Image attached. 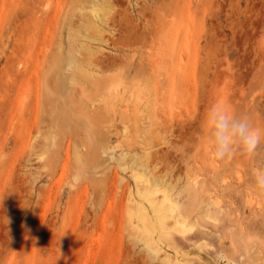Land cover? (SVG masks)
I'll return each mask as SVG.
<instances>
[{
	"label": "rangeland",
	"instance_id": "rangeland-1",
	"mask_svg": "<svg viewBox=\"0 0 264 264\" xmlns=\"http://www.w3.org/2000/svg\"><path fill=\"white\" fill-rule=\"evenodd\" d=\"M71 1L0 0V264H159L144 257L142 242L132 240L122 212V194L133 189V178L114 164L108 180L101 179L111 184L116 169L117 185L107 187L99 200L100 175L84 163L78 166L73 146L69 154L63 150L57 155L58 143L74 139L73 129L58 121L48 130L49 122L42 123L44 105L63 104L69 95L72 106H80L83 98L111 113L109 122L94 117L91 128L103 127L116 150L138 155L148 151L150 167L172 191L186 187L191 179L202 188L207 185L199 199L182 198L191 205V216L199 213L196 208L205 193L215 192L221 211L194 218H225L224 226L204 220L211 242L200 256L207 264H225L216 255L221 245L219 250L243 262L247 250L244 244L240 247L237 234L251 232V241L264 242V192L252 187L251 210L245 185L253 182L255 167L264 169V139L252 153L234 145L230 157L217 158L210 154V132L203 117L208 106L219 101L264 129V0H109L108 5L114 1L115 6L109 8L106 23L94 18L104 32L94 35L79 21L70 26L78 14ZM83 42L99 62L66 87L72 94L65 88L59 93L51 77L55 55L69 47L80 49ZM48 131L57 135L54 147L44 138ZM77 166L82 181L72 179ZM49 171L54 175L48 177ZM88 211L93 217L86 216Z\"/></svg>",
	"mask_w": 264,
	"mask_h": 264
},
{
	"label": "bare ground",
	"instance_id": "bare-ground-1",
	"mask_svg": "<svg viewBox=\"0 0 264 264\" xmlns=\"http://www.w3.org/2000/svg\"><path fill=\"white\" fill-rule=\"evenodd\" d=\"M72 1L71 2L74 3L73 6H76L75 7L76 10H78V14H77V19H75L73 22H71L70 26L74 25L76 23V21H79L80 25L84 26L86 28V30L91 28V33H92L91 35H94L95 32H98L99 34L104 32V28L101 26L100 23H102V24L106 23V18L105 17L108 15V13H110L109 12V10H110L109 8H111V6L115 4L114 1H116V0H114L112 2L113 4H111V5H108V3L109 4L111 3V2H109V0H72ZM188 1H190V0H188ZM119 2H118V5L121 4L120 6H122L123 1L120 4H119ZM178 2H180V1H178ZM188 3H187V6H189ZM206 3H208V2H206ZM69 5H70V3L68 4V6ZM219 5H221V4H219ZM71 7H72V5H71ZM75 8H73V10ZM112 9H113V7H112ZM118 10H119V8H118ZM123 10L127 11L128 10L127 6L123 7ZM101 11L103 12L102 14H101ZM94 18H96L97 20H100V23H96ZM85 46H86V44L83 42L82 46H80V47L81 48L84 47V49H85L86 48ZM80 49L75 50V49L69 47V49H67V51L64 52L62 55L61 54L55 55L53 72H52L53 75H51V77L54 76V78H55V79L53 78V80H55L54 81L55 82L54 83V87L58 90L59 93L61 92V89H63V88L67 89L68 90L67 92H70L69 90H70L71 86H74L75 77L78 76V75H85L87 72L89 73L90 72V66L93 65V64H97L99 62V58H98V56H96V52L95 51H91L89 49L88 50L87 49L83 50V52L81 54L82 56H80V55L77 56L78 52H80ZM14 60H15V58H14ZM42 65H44V64H42ZM39 67H40V64H39ZM47 71H49V70H47ZM26 77L29 78V76H26ZM21 84H22V82H21ZM52 85H53V83H52ZM66 87H70V88L68 89ZM69 94H72V93L70 92ZM62 95L60 94V96H62ZM67 97H70L69 100L67 99ZM67 97L65 98V99H67V101L65 100L66 101L65 102L63 100L65 102L63 104L57 105V104H55L53 102L46 103L44 105L45 110H43V112H44L43 115H45L44 116L45 119H43V121L41 119V121H42V123H45L46 121L49 122V123H47L46 127H48L49 128L48 130H50V131L52 130V126H55V128L57 127L56 125L58 124L57 123L58 121H60L61 123L65 122V124L67 123L68 126L67 125H65V126H67L68 128L70 127V128L73 129V133H72L73 135L72 136H74V139L71 138L70 142L68 144L64 143L66 145V146H64V144H61L63 142L58 143V141H56V137H57L56 134L53 135L52 133H49V131H48V133H49L48 136H47L46 132L43 134L44 138L46 140V143L48 144L49 142L52 141L51 143H52L53 147H54V145L56 143L60 144V146L56 145L57 147L59 146V148L57 150V155H58V153L60 151H63V150H65V153L69 154V152H70V150H72V146H73L74 153L76 154V160L78 162V166L82 167V165L84 163V165L86 164L87 166H90L89 168H90V170H92V172H91L92 174L94 172V174H97L96 176L100 175V185H98V187L100 186V189H99L100 198H99V200H101L103 198V196H105L104 194H107V191H109V190L106 189L107 187H108V189H109V187L112 188V189L114 188V186L116 184L115 182L117 180L116 178H117L118 175H120V174L117 173V170L115 169V172H114L115 175L112 178L110 177L112 179L111 184L107 185V183H109V182H105L106 179L109 178L108 174H111V172H112L111 168H112V166L114 164L119 166V168L122 169L121 170L122 172L125 171L126 173L129 174L128 176H131L133 178V181L135 182L133 189H130L129 193L126 196H124L122 194V202H123L122 212H123V215L126 217V219H125V217H124V219L127 221L126 224H128V226H129V229H130L129 230V234L131 233L132 240L137 241V242L139 241V243L142 242V246L143 247H141V248H143L145 250L144 257H146V258L150 257V258H152V260L153 259L154 260L157 259V260H159V264H207L208 262L207 263H206V261L204 262L205 259L201 258V257H204V256H200V252H203L202 250L207 248V246L210 245L209 242H211V241L208 242L207 238H206L207 235H210V232H209V228L207 227L208 225L204 222V220L213 219L215 221H220L221 222V221H225V218H194V216H196V217H198L197 215L211 216V211H214V212H220L221 211L220 206L218 205V200L214 196L215 192L213 193V195H212V193H210V191L207 194L205 193V196L203 197L204 199H202V201L199 202L198 208H196V209H198L197 211L199 213L194 215V216H191L192 213H193V210L190 208L191 205L188 206L189 204L188 205L186 204L185 198L186 197L188 198L191 195L190 197H192L193 199H194V196H195V198L198 197V199H199V196L201 194L198 195V193L199 192L201 193L202 191H204V189L207 188V185H206V188H205V186L202 188V187L198 186L200 182L197 184V181H194V179H191L190 181H188L189 183L187 182L188 185L186 187L182 186L183 190L187 189V190H185V191H187V194L186 193L184 194L183 190L181 188H180V190L176 188V190H178L177 192H176V190L172 191L173 188L170 187V184L167 183L169 185V186H167V184L162 179H160L159 176L156 175L155 171L152 170L153 168L150 167L151 164H150V161L148 160L149 156H150V153L148 151H145L143 154H139L138 155L136 153L126 152V151H124V149H121V151L116 150V147L112 146V144L110 143L109 136L107 135V131L103 127L98 128V129L97 128H94V129L91 128V125L92 124L94 125V119L96 117L98 119H100V120H103V121L106 120V122L111 121V119H110L111 118V115H110L111 113L109 114L107 112V110H103L100 107H95V105L92 102L89 103L86 100H84L83 98L80 100V106H72L71 105V103H73L72 95H69ZM60 101L61 100H59V102ZM33 108L36 109V107H33ZM46 118H48V119H46ZM97 118H96V120H97ZM97 121H99V120H97ZM30 122H32V121H30ZM43 127L44 126H42V128ZM62 127H60V128H62ZM97 127H99V126H97ZM13 129L14 128H12V130ZM67 129H66V131H67ZM138 129H139V127H138ZM68 131H70V129H68ZM29 132H30V130H29ZM53 133H56V132H53ZM38 136H40V135H38ZM82 136H85L88 141L86 139H85L86 141H83ZM36 138H37V136H36ZM59 139L60 138H58L57 140H59ZM42 142H44V141H42ZM91 142H93L92 146H90L88 144V143H91ZM46 143H44V146H46ZM52 145L49 144V146H50L49 150L52 149ZM57 147H55V149ZM237 147H239V146H237ZM33 149H35V148H33ZM41 149H42V147H41ZM51 151L55 152L54 149H52ZM53 152H52V154H53ZM28 154H30V152ZM39 154H38V156H39ZM45 154H46V152H45ZM73 157H72V159H73ZM81 157H83V158H81ZM242 160H244V159H242ZM246 160H247V158H246ZM237 161L241 163V159H237ZM39 162H41V161H39ZM64 166H66V165H64ZM78 166L75 169V173H73L74 174L73 175L74 178H72L73 180L74 179L78 180L79 176L81 175L80 173L82 171L79 173ZM210 166L212 167V164ZM43 167H44V165H43ZM61 168H63V167H61ZM71 169H72V167H71ZM254 170L257 171L258 168L255 167ZM50 173H52V171L51 172L49 171L48 177L49 176L51 177L52 174L54 175L55 172H53L52 174H50ZM195 174H194V176H195ZM39 175H38L39 177H42L41 175H43V174L39 173ZM103 176H104V178H106V176H108L105 179V181L101 179V177H103ZM57 179H59L58 176H57ZM68 179H71V178H67V180ZM91 179H92V177H91ZM52 182H54V181H52ZM203 182H201V183H203ZM66 183H67V181H66ZM74 183H72V184H74ZM78 183H79V181H78ZM244 183H245V180H244ZM84 184H86V186H87L86 182ZM75 185L76 184H74V186ZM245 185H246V188L249 190V191L247 190L248 192H246L247 193L246 202H247L248 206L251 208V210H253L254 205L252 203H254V201H253L254 192L252 193L250 191L254 188V184L250 180V182L245 183ZM184 187H185V189H184ZM240 187L242 188V184L240 185ZM112 189H111V192H112ZM39 190H41V189H39ZM208 190H209V188L206 191L208 192ZM214 191H216V190H214ZM97 193H96V195H97ZM42 194H43V192H42ZM58 194H59V192H58ZM203 194H204V192H203ZM83 195H84V193H83ZM91 195H90V197H91ZM185 195H187V196L184 199H182ZM192 195H194V196H192ZM262 195H264V194H262ZM38 196H40V195H38ZM59 196H60V194H59ZM216 196H217V194H216ZM60 197H59V199H60ZM94 198H95V195H94ZM217 198H219V197H217ZM200 199H201V197H200ZM196 201H197V199H196ZM93 202L94 201H92V204L94 205ZM187 203H189V202H187ZM120 204H121V201H120ZM196 205H197V203H196ZM95 206H97V205H95ZM56 207H57V205H56ZM63 211L65 212V210H63ZM89 211H90V209H89ZM89 211L86 214L87 217L89 216L88 218H90V215L92 216V214H93V213L92 214L89 213ZM63 214L64 213H62V215ZM66 214L64 216H66ZM55 216H56V214H55ZM250 219L251 218H248L249 222L251 221ZM209 221H211V220H209ZM52 222H53V219H52ZM252 222L255 224V225L252 224L254 226H256V223H257V227H259V229H260L261 226H260V223L257 220L252 221ZM221 224H222V226H224L222 222H221ZM230 225H232V224H230ZM230 225H229V222H228V225L226 226V228L228 227L227 229H229ZM86 228H88V226ZM230 228H232V227H230ZM58 230H59V228H58ZM61 230H62V228H61ZM212 230L214 232V229H212ZM223 230H225V229H223ZM46 231H48V230H46ZM49 232H51V231H49ZM82 232H86V231H82ZM218 232H219V229H218V231L216 233H218ZM237 233H239V231L236 232V234ZM55 234L57 235V233H55ZM233 234H235V233H233ZM254 234H256V233H254ZM82 235H84V233H82ZM217 235H216V237H217ZM230 235H232L231 234V229H230ZM237 235L239 236V237L236 236L237 239L239 240V244H240V242L242 243V244H240L241 245L240 247H242V245L244 244L245 247H246V250H247L246 254L243 252L245 254V256H246V258L244 257V261L243 262L242 261L240 262L239 259H237V257H236V259L235 258H231V257H229L230 255L228 256L226 254L227 252L224 253V251L219 250L220 248H222L221 245L219 246L220 248L216 252V255L220 259L224 260L225 264H264V242L259 243L257 241L258 243H256V242H254L253 239L251 241V236H252L251 232L241 231ZM214 236L215 235H213V237ZM80 237L81 236L79 235L78 238H80ZM225 237L226 236H224V238ZM231 237H233V236H231ZM211 238H212V236H211ZM217 239H219V238L217 237ZM233 240H234V237H233ZM238 240H237V242H238ZM134 241H132V243ZM219 241L221 242L222 240H219ZM76 244H78V243L76 242ZM134 245H136V244L134 243ZM225 245H223L224 248H225ZM140 246H141V244H140ZM237 246H238V243H237ZM195 252H197V254ZM207 252H208V250H205V253H207ZM142 253H144V252H142ZM211 254H212V251H211ZM244 254H242V255L244 256ZM201 255H203V254H201ZM73 256H74V254H73ZM50 259H51V257H50ZM142 259H143V257H142ZM147 259H149V258H147ZM152 260H150V262ZM147 262H148V260H147ZM52 263H54V262L52 261ZM69 264H72V262L69 263Z\"/></svg>",
	"mask_w": 264,
	"mask_h": 264
},
{
	"label": "clouds",
	"instance_id": "clouds-1",
	"mask_svg": "<svg viewBox=\"0 0 264 264\" xmlns=\"http://www.w3.org/2000/svg\"><path fill=\"white\" fill-rule=\"evenodd\" d=\"M203 124L210 132L211 154L217 158L230 156L234 145L245 153H252L264 139V129L255 126L247 114L236 116L219 101L208 106ZM253 184L264 192V169L254 172Z\"/></svg>",
	"mask_w": 264,
	"mask_h": 264
}]
</instances>
